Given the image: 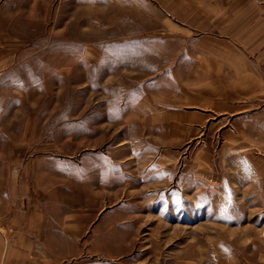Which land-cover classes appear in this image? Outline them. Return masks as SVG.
<instances>
[{"label":"rangeland","instance_id":"1","mask_svg":"<svg viewBox=\"0 0 264 264\" xmlns=\"http://www.w3.org/2000/svg\"><path fill=\"white\" fill-rule=\"evenodd\" d=\"M220 3L0 0V158L11 156L0 159V175L26 153L28 169L57 170L55 201L99 206L82 212L106 218V256L75 264H264V187L252 177L243 190L240 171L228 168L242 163L228 160L217 125L184 146L182 160L147 167L169 148L157 128L148 141L150 101L179 106L172 91L195 83L192 28ZM99 162L105 192L66 184L69 169ZM7 188L0 178L3 214L18 199Z\"/></svg>","mask_w":264,"mask_h":264},{"label":"crops","instance_id":"2","mask_svg":"<svg viewBox=\"0 0 264 264\" xmlns=\"http://www.w3.org/2000/svg\"><path fill=\"white\" fill-rule=\"evenodd\" d=\"M220 1V8L201 12L202 16H210L208 22L192 28L198 32L193 58L197 66L194 85L179 81L175 87L178 88L172 91L180 97L176 108L153 106L150 101V120L144 124L150 128V133H146L148 141L154 142L152 130L157 128L162 131L161 143L169 148L163 149L155 159L150 157L147 167L151 173L153 162L170 165L182 160L183 147L202 141L206 130L217 125L216 131L225 135L223 144L228 160L242 163L241 167L238 164L228 168L232 167L234 173L236 168L240 171L244 191H252V177L257 178L261 190L264 187V0H252L254 5L251 0ZM178 26L191 28L183 23ZM183 49L184 46L180 53H185ZM170 146L177 149L174 156ZM25 154L22 160H33ZM1 157L4 161L11 159L6 153ZM26 162L15 171L4 169L0 175L6 180L7 191L18 194L9 213H0V264H75L78 258L106 256L109 239L106 218L101 223L102 212H94L91 218L82 212L84 208L99 206L92 200L55 201L52 190L57 170L44 167L30 170ZM104 169L100 162L92 168L69 169L66 184L104 191ZM90 174L96 177L94 181ZM76 208L78 212L73 211Z\"/></svg>","mask_w":264,"mask_h":264}]
</instances>
